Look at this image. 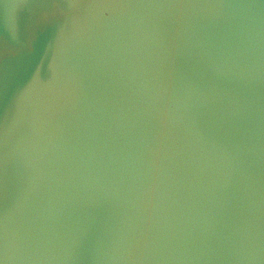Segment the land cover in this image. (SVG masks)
<instances>
[{
  "label": "water",
  "instance_id": "95a60500",
  "mask_svg": "<svg viewBox=\"0 0 264 264\" xmlns=\"http://www.w3.org/2000/svg\"><path fill=\"white\" fill-rule=\"evenodd\" d=\"M0 264H264V0H0Z\"/></svg>",
  "mask_w": 264,
  "mask_h": 264
}]
</instances>
